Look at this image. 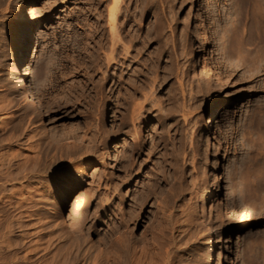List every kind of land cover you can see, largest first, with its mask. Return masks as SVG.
I'll return each instance as SVG.
<instances>
[{
    "label": "rangeland",
    "instance_id": "374dc122",
    "mask_svg": "<svg viewBox=\"0 0 264 264\" xmlns=\"http://www.w3.org/2000/svg\"><path fill=\"white\" fill-rule=\"evenodd\" d=\"M237 1H121L119 34L136 55L120 54L109 69L112 0H0V187L6 172L48 165L30 180L20 177L0 188V264H165L168 257L172 264H264V71L235 64L261 39L250 31L258 22L235 29L229 8ZM262 2L254 3L253 13ZM31 5L40 12L30 22L24 59L30 72L23 83L34 88L43 117L31 112L8 73L26 40L20 14ZM211 10L219 32L213 38ZM250 32L249 43L240 42ZM223 43L234 63L219 59ZM110 74L120 82L109 81ZM213 104L221 122L215 123L216 141H207L203 120ZM74 122L86 135L72 128ZM133 135L137 142L128 139ZM82 142L85 151L98 146L74 155ZM111 142L113 150L122 147L113 151ZM87 160L88 171L77 174L82 184L69 190L72 165ZM225 176L233 183L230 200ZM77 193L88 194L90 204L72 219L67 203ZM240 207L255 218L243 228L234 222ZM204 226L218 239L212 254ZM238 232L240 252L233 247Z\"/></svg>",
    "mask_w": 264,
    "mask_h": 264
},
{
    "label": "bare ground",
    "instance_id": "6f19581e",
    "mask_svg": "<svg viewBox=\"0 0 264 264\" xmlns=\"http://www.w3.org/2000/svg\"><path fill=\"white\" fill-rule=\"evenodd\" d=\"M26 1V0H25ZM121 1H123V0H112V4H110L111 6H110V8H108L107 7V10H108V19H107V23H108V28H109V32H108V34H110L109 36L107 35V49H109L110 51V53H108L107 55V68H109V69H111V68H113L114 67V65L115 64H117V62L118 61H120V59L119 58H121V56H119L120 54L122 55V54H124L125 55V59H126V56L127 57H129L128 55L129 54H131V52L129 51L130 50V48L129 47H127V46H125L126 44L124 43V39H126V38H124V37H122V36H124V35H120L121 33H123V32H121L120 34H119V32L121 31H119L118 30V28L119 27H122L121 25H119V27H118V24H123V23H121V22H123L122 20L123 19H121V22L119 23V19H117V16H118V12H119V9L121 8ZM233 1V0H232ZM254 0H242V1H240L239 2V0L237 1V2H235V3H233L232 4V8H229L230 7V5L229 6H225V7H228L229 9H232V13H236L235 15H236V23L235 22H233L234 23V25H235V29L237 28L238 30L240 29L241 30V28H243V29H245V27L247 26V25H249V23H251L252 22V24H254L253 22H258L259 23V26H258V23H256L257 25L255 26V28L254 29H251L250 31H252L253 30V32H254V34H256V36H257V39H261L260 41L261 42H259L258 44H256L257 46H254L255 48H253V46H252V48H251V50L249 49V51L247 52V53H249V55H247V56H243V57H239L238 56V58H237V63L235 62V64H237V66H239V67H242V69L243 68H245V69H249L250 68V70H253L254 72L253 73H259V72H262V71H264V0H263V4H262V9L259 7V9H257L258 10V14H256V13H253L255 10V8L254 7H256V5L254 4V3H256V1L255 2H253ZM258 1H261V0H258ZM107 2H108V0H107ZM110 3V2H109ZM108 3V4H109ZM258 3V2H257ZM255 5V6H254ZM261 6V5H260ZM40 7V6H39ZM234 7V8H233ZM36 8H38V6L36 7V5H31L30 7H29V13H27V11H26V13H21L20 14V19L23 21V23H24V29H23V32H25L26 33V40L19 46L20 47V49H19V54H18V57H17V59H16V61H15V63L13 64V66L11 67V69H9L10 70V72H8L9 73V77H10V75H11V78L14 80L13 81V83L15 82V84H16V86H17V88L19 87V89H21L25 94H24V96L26 95V97L29 99V103H31L30 105H32V106H30L29 105V103H28V107H29V109H30V107H31V109H32V107H33V112H34V110H35V112H39L38 114H39V116H41V117H43L42 116V114H41V112H43V111H41L40 112V110H42V109H40L39 110V107H38V102L35 100L36 99V94H35V92H34V88L32 89L30 86H27V87H25L26 85H24V83H23V81H24V78H25V75H26V73H28V72H30V71H28V68H27V64L25 65V61H24V59H26L27 57H28V54H29V44H30V42H31V26H30V22H31V18H34V16L36 17ZM123 8V7H122ZM257 8V7H256ZM222 9V8H221ZM228 10V9H227ZM256 10V11H257ZM260 10V11H259ZM225 11V10H224ZM228 11H230V10H228ZM40 11H38L37 13H39ZM120 12H121V10H120ZM227 12V11H226ZM222 13H223V11H222ZM229 13V12H228ZM227 14V13H226ZM216 13H214L213 12V10H211V11H208V19H209V21H210V29H209V35H210V37H216L217 35H218V30H217V25L216 24H214L215 22H216ZM225 15V14H224ZM223 18L225 17V16H222ZM227 17V16H226ZM218 19V18H217ZM231 19V18H230ZM33 21H35V20H33ZM41 21V20H40ZM118 23V24H117ZM34 24V23H33ZM132 24V23H131ZM39 25H40V23H39ZM229 25H230V23H229ZM232 25V24H231ZM160 26V25H159ZM194 26V25H193ZM126 27H128V26H126ZM164 27V26H163ZM230 27H232V26H227L225 29L228 31V29ZM239 27V28H238ZM107 28V29H108ZM137 28V27H136ZM196 28V27H195ZM194 28V29H195ZM224 28V27H223ZM222 28V29H223ZM247 28V27H246ZM41 29V28H40ZM121 29H123V28H121ZM221 29V30H222ZM225 29H223V32L222 33H224V32H227V31H224ZM235 29L234 30H232V31H235ZM41 31V30H40ZM150 31H152V30H150ZM154 31V30H153ZM38 32V31H37ZM132 32H134V31H132ZM242 32V31H241ZM246 32H247V30H246ZM134 33H136V32H134ZM146 33V32H145ZM232 33V32H231ZM235 33V32H234ZM240 33V32H239ZM40 34V33H39ZM42 34V33H41ZM154 34H155V32H154ZM238 34V33H237ZM250 34H251V32H250ZM249 34V36L248 37H246L245 39L243 38V39H241L240 40V42H242V43H245L246 41H248V43H249V40H250V38H251V36H252V34L250 35ZM129 35H130V33H129ZM128 35V36H129ZM146 35V34H145ZM144 35V36H145ZM158 35V34H157ZM247 35V34H246ZM40 36V35H39ZM132 36H133V33H132ZM239 36V35H238ZM242 36V35H241ZM255 36V37H256ZM37 37V36H36ZM154 37V36H153ZM253 37V36H252ZM259 37V38H258ZM19 38H21V37H19ZM129 38V37H128ZM145 38H146V36H145ZM230 38H233V37H230ZM236 38V37H235ZM240 38V37H239ZM22 39V38H21ZM129 39H131V38H129ZM135 39V38H134ZM18 40V39H17ZM150 40L151 39H148V41L150 42ZM156 40V39H155ZM236 40H237V38H236ZM165 41V40H164ZM193 41V40H192ZM15 42H16V40H15ZM126 43H127V40L125 41ZM141 42H142V40H141ZM18 43H20V42H18ZM144 43V42H143ZM222 43V42H221ZM226 43V42H225ZM225 43H223V46H222V48L223 49H220L219 50V53L221 54L220 56V60L225 64V65H227L229 62H231V61H229V59H228V54H227V52H226V45H228V44H225ZM233 43V42H232ZM17 44V43H16ZM165 44V43H164ZM225 44V45H224ZM241 44V43H240ZM252 44V43H251ZM146 45V44H145ZM157 45V44H156ZM222 45V44H221ZM230 45V44H229ZM253 45H255V44H253ZM18 46V45H17ZM196 46V45H195ZM241 46H242V48H243V45L241 44ZM133 47V46H132ZM220 47V46H219ZM218 47V48H219ZM228 47V46H227ZM139 48V47H138ZM141 48V47H140ZM245 48H246V46H245ZM134 49V48H133ZM167 49V48H166ZM244 49V48H243ZM17 50V49H16ZM162 50V49H161ZM241 50V49H240ZM15 51V50H14ZM137 51V50H136ZM135 51V52H136ZM139 51V50H138ZM159 51V50H158ZM192 51V50H191ZM243 51V50H242ZM141 52H143L142 50H141ZM137 53V52H136ZM162 53V52H161ZM191 53H193V54H196V49H193V52H191ZM229 53V52H228ZM231 54V53H230ZM123 55V56H124ZM135 55L136 54H131V56H133V58L135 57ZM156 57V56H155ZM237 57V56H236ZM130 58H132V57H130ZM129 59V58H128ZM127 59V60H128ZM122 60H124V59H122ZM130 60V59H129ZM159 60V59H158ZM230 60H232V58L230 59ZM233 60H235V59H233ZM157 61V60H156ZM233 61L231 62V63H234ZM230 63V64H231ZM28 64H30V63H28ZM128 64V63H127ZM131 64V63H130ZM235 64H233V66H236ZM118 65V64H117ZM122 65V64H121ZM229 66H231V65H229ZM32 67V66H31ZM30 68V67H29ZM254 68V69H253ZM32 69V68H31ZM30 70V69H29ZM256 71V72H255ZM116 73H118V71L116 72ZM116 76L118 75V74H115ZM114 74H110V76H109V81H114L115 82V85H116V83L118 84V82H120V80H118L117 79V77L115 76ZM119 76V75H118ZM121 76V75H120ZM264 83V82H263ZM262 84V83H261ZM111 85H112V83H111ZM263 85V84H262ZM16 90H17V88L16 87H14ZM261 88V87H260ZM260 88H258V89H260ZM263 88V87H262ZM18 89V90H19ZM19 92V91H18ZM113 93V92H112ZM111 93V94H112ZM118 97V96H117ZM38 99V98H37ZM27 100V99H26ZM224 103V102H223ZM231 103V102H230ZM40 104H41V102H40ZM42 105V104H41ZM214 106L213 107H211L212 108V112H210V116H208L207 118H205L203 121V123H204V128L206 129V136H205V134H204V137L206 138V140L207 141H209L210 139H214L215 140V136H214V134H216V128H215V123L217 124L216 126H218L219 124H220V122H221V115H220V113H219V110L217 109V105H215V104H213ZM43 106V105H42ZM41 107V106H40ZM30 109V110H31ZM29 110V111H30ZM32 110H31V112H32ZM37 113H35L34 115L35 116H38V114ZM45 113V112H44ZM37 114V115H36ZM45 114H47V113H45ZM44 115V114H43ZM33 116V115H32ZM34 116V117H35ZM49 117V116H48ZM39 118V117H38ZM37 118V119H38ZM47 119V118H46ZM43 120V119H42ZM49 120H51V119H49ZM51 121H53V120H51ZM39 122H40V119H39ZM42 122V121H41ZM48 122V121H47ZM75 123V124H74ZM73 124V126H72V124H71V126H72V128L75 130V128L76 129H81L82 131H84V132H80V133H83V134H85L86 135V130L83 128V126H81L80 124H77V122H74ZM42 124V123H41ZM47 124V123H46ZM50 125H51V123H50ZM49 125V127H51L50 128V130L51 129H53V130H55V128L53 127L52 128V125L50 126ZM53 126H55V124H53ZM219 128V127H218ZM49 130V129H48ZM53 130H51V131H49L52 135H54V133L56 132H54L53 133ZM59 133V132H58ZM110 134V133H109ZM83 136V135H82ZM80 134H79V136L78 137H82ZM109 136V135H108ZM131 138H128V139H130V140H133L134 142H137V140L139 139H137V137L136 136H130ZM217 137V136H216ZM83 138V137H82ZM79 140H81V139H79ZM82 141V140H81ZM216 141V140H215ZM78 143H80V142H78ZM77 143V144H78ZM128 143V142H127ZM212 143V142H211ZM82 144H83V142H82ZM95 145V144H94ZM92 146V145H91ZM98 146V145H97ZM96 146V147H97ZM117 146H120L119 144H117ZM117 146H114V148L116 149V147ZM125 146V145H124ZM88 147V146H87ZM96 147H94L95 149H96ZM120 147H122V146H120ZM119 147V148H120ZM84 144L83 145H80V144H78L77 146H76V149H75V152H73L72 151V153H74V155H75V153H77V154H80V155H84L85 153H88V155L89 154H92V151H95V149H93V150H84ZM109 148H111L112 150H113V143L111 142V144H110V147ZM119 148H118V150H119ZM100 149V148H99ZM114 149V150H115ZM110 150V149H109ZM113 150V151H114ZM118 150H116L117 152H118ZM101 151V150H100ZM100 151H98L99 153H101ZM112 151V153H114ZM97 152V153H98ZM116 152V153H117ZM50 153V152H49ZM98 153V155L100 156V154ZM103 154V153H102ZM108 154V153H107ZM80 155H78V158L80 157ZM105 155V154H104ZM95 156V155H94ZM97 156V155H96ZM107 156V155H106ZM106 156H105V158H106ZM114 156V155H113ZM96 158V157H95ZM98 158V157H97ZM114 159H117V154H116V158L114 157ZM113 159V160H114ZM105 160V159H104ZM10 162V161H9ZM103 162V161H102ZM107 162V161H106ZM111 162V161H110ZM39 163V162H38ZM41 163V162H40ZM109 163V162H108ZM114 163H115V161H114ZM210 163H211V161H210ZM11 164V163H10ZM107 164V163H106ZM214 164V163H213ZM36 165V164H35ZM38 165V164H37ZM109 165V164H108ZM115 165V164H114ZM7 166H8V164H7ZM11 166V165H10ZM9 166V167H10ZM22 166V165H21ZM47 163H45V165L44 164H39V167H37V169L35 170V172L33 171V166H31L30 168H32L31 170L29 169L27 172L25 171V173L23 174V176H21L22 174H20L18 171V174H14L13 172L11 173V174H9L8 172H6L7 174H9V177L10 178H8V176H7V174L5 173V175H3V176H5L8 180L7 181H12V180H14V179H16V180H18L20 177H23L24 179H29L30 180V178L31 177H34V176H38V175H40V173H42L43 171H45L46 170V168H47ZM91 166V162L89 161V160H87L86 162H84V163H82V164H80L79 162H78V164H73L72 165V167H73V169H72V172H69V175H70V181H68L67 180V186H68V189L70 190V189H75V188H77V186L78 185H80V184H82V180L80 179V177L77 175V174H79V173H81V174H83V173H85V172H87L88 171V169H89V167ZM13 167V166H12ZM19 167V166H18ZM18 167H17V169H18ZM23 167V166H22ZM110 167H111V165H110ZM25 168V167H24ZM29 168V166L27 167V169ZM36 168V167H35ZM49 168V167H48ZM112 168H113V166H112ZM130 169V168H129ZM107 170V169H106ZM105 170V171H106ZM37 171V172H36ZM2 172H4V171H2ZM211 172V171H210ZM213 172V171H212ZM104 173V172H103ZM106 173V172H105ZM11 175H12V177H11ZM14 175V176H13ZM16 175V176H15ZM209 175V174H208ZM42 176V175H41ZM207 176V175H206ZM206 176H204V177H206ZM213 177V176H212ZM226 177V179H225V181L227 180V176H225ZM229 177V176H228ZM82 178V177H81ZM2 178H0V180H1ZM33 179V178H32ZM223 179V178H222ZM21 180V179H20ZM2 181V180H1ZM7 181H3L2 182V185H1V189L3 190L4 188V190H6L7 188V186L5 185L6 183H7ZM26 181V180H25ZM211 181V180H210ZM205 182L207 183L208 182V179H205ZM13 184V183H12ZM117 184V183H116ZM115 184V185H116ZM118 185V184H117ZM121 185V184H120ZM119 185V186H120ZM210 185V184H209ZM16 186V185H15ZM14 186V187H15ZM25 186V185H24ZM212 186V185H211ZM11 187V186H10ZM116 187V186H115ZM118 187V186H117ZM116 187V188H117ZM223 188H225V187H223ZM12 189V188H11ZM33 189V188H32ZM118 189H119V187H118ZM118 189H117V192H118ZM213 189V188H212ZM1 190V191H2ZM8 190H10L9 188H8ZM17 190V189H16ZM16 190H14V191H16ZM30 190V189H29ZM120 190V189H119ZM18 191V190H17ZM26 191V190H25ZM34 191V190H33ZM209 191V190H208ZM216 191V190H215ZM13 191H11V194L13 195V193H12ZM120 192V191H119ZM226 199H228V200H230V199H232L233 197H235V193H234V191H233V183H232V181H231V179L229 178L228 180H227V182H226ZM1 193V192H0ZM5 193V192H4ZM3 193V194H4ZM20 193H21V191H20ZM37 193V192H36ZM49 193V192H48ZM216 192H214V194H215ZM145 194H147V193H145ZM225 194V193H224ZM65 192L63 191L62 193H60V198H61V200H65ZM122 195V194H121ZM15 196H17V195H15ZM209 196H212L211 195V193L210 194H207L205 197H204V199H203V197H202V199H203V201L205 200V199H207V198H209ZM7 197H10V196H7ZM12 197V196H11ZM25 197V196H24ZM23 198V197H22ZM31 198V197H30ZM11 199V198H10ZM26 199V198H25ZM146 199V198H145ZM200 199V198H199ZM202 199H200L201 200V202H202ZM165 200H167V198L165 199ZM35 201V200H34ZM169 201V200H168ZM12 202V201H11ZM140 202V201H139ZM171 202V201H170ZM204 203V202H203ZM202 203V204H203ZM90 204V196L88 195V194H83L82 196H79V193H77V194H75L74 195V198H72L68 203H67V210L69 211V213H68V217L70 216V218L72 217V219H78L77 218V213H81L88 205ZM141 204V203H140ZM169 204V203H168ZM201 204V203H200ZM210 204V203H209ZM29 205V204H28ZM12 206V205H11ZM14 206V205H13ZM22 206V205H21ZM24 206V205H23ZM15 207V206H14ZM99 207V206H98ZM142 207V206H141ZM4 208V207H3ZM17 208V206L15 207V209ZM19 208V207H18ZM28 208V207H27ZM162 208V207H161ZM240 208H242V207H240ZM239 208V209H240ZM95 209V208H94ZM5 210V209H4ZM10 210V209H9ZM12 210V209H11ZM97 210V209H96ZM95 210V211H96ZM104 210V209H103ZM167 210V209H166ZM237 212H240L241 214H239L238 216H236V218H235V220H234V222L237 224V225H239V226H243V225H246V224H248V223H252L253 222V220L255 219L254 218V216H253V214H252V212H251V210L249 209V208H242V209H240V211L238 210ZM96 214V213H95ZM166 215V214H165ZM168 215V214H167ZM170 217V216H169ZM73 221H75V220H73ZM173 221V220H172ZM174 222V221H173ZM73 223V222H72ZM164 223H166V222H164ZM169 224V223H168ZM175 224V223H174ZM162 225V224H161ZM77 227V226H76ZM165 227V226H164ZM247 227V226H246ZM243 228V227H242ZM242 228H241V230H242ZM162 229V228H161ZM239 229V228H238ZM204 231V234H203V241H204V243H206V244H209V246H210V248H211V254L213 253V245H214V243H215V240L217 239H214L213 238V234H212V230H210V227H208V226H204V229H203ZM153 231V230H152ZM155 231V230H154ZM249 231H253L254 233H259V232H255V230H254V228L253 229H251V230H249ZM161 232V231H160ZM214 232V231H213ZM232 232H234L233 230H232ZM236 232V231H235ZM248 233V232H247ZM246 233V234H247ZM163 234V233H162ZM238 234V235H237ZM236 235H237V239H236V243H235V246H233V247H235V250H236V252H240V251H242L243 250V240H244V238H243V235H242V232L240 233V232H238ZM246 236V235H245ZM231 238V237H230ZM234 239V238H233ZM218 240V239H217ZM234 241H233V243H234ZM224 242V241H223ZM127 243V242H126ZM223 244V243H222ZM225 244V243H224ZM132 245V244H131ZM226 245V244H225ZM231 245V244H230ZM220 246V245H219ZM218 246V247H219ZM227 246V245H226ZM232 246V245H231ZM126 247H129V245L128 244H126ZM134 247V246H133ZM227 248V247H226ZM204 249H206V248H204ZM225 249V248H224ZM230 249V248H229ZM228 249V250H229ZM132 250V249H131ZM234 250V249H233ZM125 251V250H124ZM206 251V250H205ZM208 251V250H207ZM216 251H218V253L217 254H219V250H216ZM129 252H131V251H129ZM230 252V251H229ZM233 252H235V251H233ZM128 253V252H127ZM223 253V252H222ZM225 254H226V252H224ZM130 254V253H129ZM216 254V255H217ZM221 254V253H220ZM219 254V255H220ZM225 254H224V256H225ZM210 255V254H209ZM208 255V256H209ZM215 255V256H216ZM134 256V255H133ZM169 256V255H168ZM208 256H206V257H208ZM212 256V255H211ZM211 256H210V258H211ZM214 256V257H215ZM218 256V255H217ZM230 257V256H229ZM227 258V257H226ZM231 258V257H230ZM229 258V259H230ZM207 259V258H206ZM218 259V258H217ZM224 259V258H223ZM166 262H165V264H172L173 263V261L171 262V260H170V258L168 257V259L166 258ZM210 260V259H209ZM228 261V260H227ZM234 261V260H233ZM224 262V261H223ZM135 264V263H134ZM137 264V263H136ZM211 264H212V262H211ZM229 264V263H228ZM234 264V263H233Z\"/></svg>",
    "mask_w": 264,
    "mask_h": 264
}]
</instances>
